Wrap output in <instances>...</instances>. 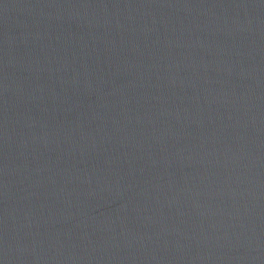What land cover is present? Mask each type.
<instances>
[{"label":"water","instance_id":"obj_1","mask_svg":"<svg viewBox=\"0 0 264 264\" xmlns=\"http://www.w3.org/2000/svg\"><path fill=\"white\" fill-rule=\"evenodd\" d=\"M0 264H264V0H0Z\"/></svg>","mask_w":264,"mask_h":264}]
</instances>
